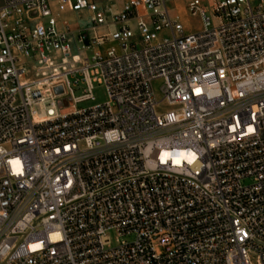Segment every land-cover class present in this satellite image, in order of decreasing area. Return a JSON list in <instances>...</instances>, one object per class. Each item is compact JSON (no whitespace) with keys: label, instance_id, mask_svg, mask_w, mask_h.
Returning <instances> with one entry per match:
<instances>
[{"label":"built area","instance_id":"1","mask_svg":"<svg viewBox=\"0 0 264 264\" xmlns=\"http://www.w3.org/2000/svg\"><path fill=\"white\" fill-rule=\"evenodd\" d=\"M101 1L0 0V264H264V0Z\"/></svg>","mask_w":264,"mask_h":264},{"label":"rangeland","instance_id":"2","mask_svg":"<svg viewBox=\"0 0 264 264\" xmlns=\"http://www.w3.org/2000/svg\"><path fill=\"white\" fill-rule=\"evenodd\" d=\"M55 0H50V2H54ZM116 2L113 1V3L109 4L108 7L113 8V5ZM185 7V2H176V3H172L171 4V9L172 10H177V12L180 15V19L182 20L185 29L187 32H195L197 30H199L200 28V23L199 20H197L196 17L191 16L188 12H186L184 10ZM114 10V8L112 9V11ZM64 18L68 19L69 21H71L72 23H80L82 26H87L89 27V23H88V19H89V15L87 13H80V14H65L63 15ZM110 43H106L104 44L101 49H105L107 46H109ZM77 78H81V77H77ZM74 80L75 79H70L71 83L74 84ZM79 89H74V94L75 97L79 98V96H81L83 94V90L85 88L84 84L81 82V80L79 81ZM159 85L156 83L154 85V90L157 92ZM91 95H93L94 100H84V101H80V103H77L74 105V109L75 110H80V109H88L91 107H94L98 104H103L108 100V96L106 94L105 88L103 85H99V84H94L92 91H91ZM170 110L169 107H167L166 105H161L159 107H157L156 111H158V113H163V112H168ZM109 237L112 240V244H116V238H115V234L114 233H109ZM121 241H131L133 240V238H122L120 239Z\"/></svg>","mask_w":264,"mask_h":264},{"label":"crops","instance_id":"3","mask_svg":"<svg viewBox=\"0 0 264 264\" xmlns=\"http://www.w3.org/2000/svg\"><path fill=\"white\" fill-rule=\"evenodd\" d=\"M113 1H114V0H113ZM113 1H112V0H105V1L103 0V1L100 2V4H101V6H103V7H107V8H109L108 5L111 4V3H113ZM119 6H120V4H119L118 2H116V3L114 4V9H115V8H116V9L119 8Z\"/></svg>","mask_w":264,"mask_h":264},{"label":"water","instance_id":"4","mask_svg":"<svg viewBox=\"0 0 264 264\" xmlns=\"http://www.w3.org/2000/svg\"><path fill=\"white\" fill-rule=\"evenodd\" d=\"M55 93H56V94H60V93H61V90H60V89H56V90H55Z\"/></svg>","mask_w":264,"mask_h":264},{"label":"bare ground","instance_id":"5","mask_svg":"<svg viewBox=\"0 0 264 264\" xmlns=\"http://www.w3.org/2000/svg\"><path fill=\"white\" fill-rule=\"evenodd\" d=\"M68 111H69L68 108L62 110L63 113L68 112Z\"/></svg>","mask_w":264,"mask_h":264}]
</instances>
